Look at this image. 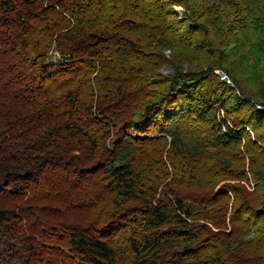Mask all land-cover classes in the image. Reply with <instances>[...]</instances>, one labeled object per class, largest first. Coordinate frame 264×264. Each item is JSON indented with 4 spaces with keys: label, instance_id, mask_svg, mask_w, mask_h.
Returning <instances> with one entry per match:
<instances>
[{
    "label": "trees",
    "instance_id": "1",
    "mask_svg": "<svg viewBox=\"0 0 264 264\" xmlns=\"http://www.w3.org/2000/svg\"><path fill=\"white\" fill-rule=\"evenodd\" d=\"M258 104L264 0H0V264H264Z\"/></svg>",
    "mask_w": 264,
    "mask_h": 264
},
{
    "label": "rangeland",
    "instance_id": "2",
    "mask_svg": "<svg viewBox=\"0 0 264 264\" xmlns=\"http://www.w3.org/2000/svg\"><path fill=\"white\" fill-rule=\"evenodd\" d=\"M174 8H175V10L177 11V13L180 15V17L183 16L184 12L186 11V9H185L183 6H181V5H175ZM55 51H56V50L54 49V46H53L52 49H51V53L53 52V53L55 54ZM166 53H167L168 56H170L171 51H170L169 49H167V50H166ZM163 71H164L165 73L170 72V71H171V67H170V66H164ZM217 73L221 76V78H222L223 80L227 81V82L230 83V84H233V83L231 82L230 78L227 76V74H226L225 72H223L222 70H217ZM223 73L226 74V76H227L226 78L223 77ZM257 108H258L261 112L264 113V107H263L262 105H259V104H258V105H257ZM218 115H219L221 118H225V117H226V112H225V110H224V109H219V110H218ZM231 127H234V126L231 125ZM247 130H248V131L254 136V132L252 131L251 128L247 127ZM253 187H254V186H253ZM253 187L250 186V189L253 190Z\"/></svg>",
    "mask_w": 264,
    "mask_h": 264
},
{
    "label": "built area",
    "instance_id": "3",
    "mask_svg": "<svg viewBox=\"0 0 264 264\" xmlns=\"http://www.w3.org/2000/svg\"><path fill=\"white\" fill-rule=\"evenodd\" d=\"M55 55L56 56H59V54L57 52L55 53ZM223 77L226 78L227 77L226 74L223 73ZM224 130H225V132H227V129L226 128H224ZM251 186L253 187L254 184L252 183Z\"/></svg>",
    "mask_w": 264,
    "mask_h": 264
}]
</instances>
